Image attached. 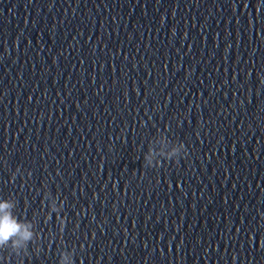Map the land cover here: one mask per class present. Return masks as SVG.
Listing matches in <instances>:
<instances>
[{"label":"clouds","instance_id":"clouds-1","mask_svg":"<svg viewBox=\"0 0 264 264\" xmlns=\"http://www.w3.org/2000/svg\"><path fill=\"white\" fill-rule=\"evenodd\" d=\"M13 205L8 202L0 203V249L11 243L12 248L26 246L32 239L31 225L19 222L9 211Z\"/></svg>","mask_w":264,"mask_h":264}]
</instances>
